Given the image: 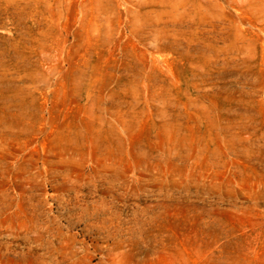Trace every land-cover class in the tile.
I'll return each mask as SVG.
<instances>
[{
  "label": "rangeland",
  "instance_id": "obj_1",
  "mask_svg": "<svg viewBox=\"0 0 264 264\" xmlns=\"http://www.w3.org/2000/svg\"><path fill=\"white\" fill-rule=\"evenodd\" d=\"M0 264H264V0H0Z\"/></svg>",
  "mask_w": 264,
  "mask_h": 264
}]
</instances>
